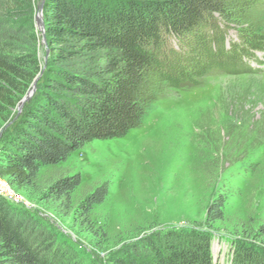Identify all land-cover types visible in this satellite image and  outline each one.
I'll return each mask as SVG.
<instances>
[{
	"label": "rangeland",
	"instance_id": "rangeland-1",
	"mask_svg": "<svg viewBox=\"0 0 264 264\" xmlns=\"http://www.w3.org/2000/svg\"><path fill=\"white\" fill-rule=\"evenodd\" d=\"M44 1L34 0L40 62L48 49L35 16L44 20ZM224 1L226 16L151 47L145 114L126 135L92 140L41 166L36 190L3 178L18 206L79 262L111 264L147 239L184 243L199 232L210 239L215 264H230L240 246L264 256V0ZM255 51L258 59L247 56ZM28 100L6 112L0 136ZM64 175L79 179L70 201L42 199L40 191ZM101 186L103 201L85 203Z\"/></svg>",
	"mask_w": 264,
	"mask_h": 264
},
{
	"label": "trees",
	"instance_id": "trees-1",
	"mask_svg": "<svg viewBox=\"0 0 264 264\" xmlns=\"http://www.w3.org/2000/svg\"><path fill=\"white\" fill-rule=\"evenodd\" d=\"M34 12V0H0V120L39 76L34 94L0 136V176L23 191L38 189L41 166L137 126L150 91L151 47L207 17L226 16L228 7L224 0H45L43 62ZM78 183L77 176H60L40 195L67 204ZM105 194L101 186L85 203H100ZM18 204L0 196V264H83ZM212 213L218 217V207ZM166 240L127 247L111 264H215L205 233L184 243ZM230 264H264V256L240 246Z\"/></svg>",
	"mask_w": 264,
	"mask_h": 264
},
{
	"label": "water",
	"instance_id": "water-1",
	"mask_svg": "<svg viewBox=\"0 0 264 264\" xmlns=\"http://www.w3.org/2000/svg\"><path fill=\"white\" fill-rule=\"evenodd\" d=\"M35 19H36V26H37V29L41 32V35H42V42L47 45V42H46V38H45V35H44V30H45V26H44V20L41 19L40 17V14H36L35 16ZM38 77L39 76H36L34 78V80L32 81L30 87L28 88V90L26 91L25 95L22 97V99L18 102L17 104V109L20 110L21 108V105L23 104V102L25 100H28L30 98V96L33 94L34 90H35V84L38 80Z\"/></svg>",
	"mask_w": 264,
	"mask_h": 264
},
{
	"label": "built area",
	"instance_id": "built-area-1",
	"mask_svg": "<svg viewBox=\"0 0 264 264\" xmlns=\"http://www.w3.org/2000/svg\"><path fill=\"white\" fill-rule=\"evenodd\" d=\"M0 196L5 197L13 203H18L21 201L20 196L14 191H10L4 182L3 178L0 176Z\"/></svg>",
	"mask_w": 264,
	"mask_h": 264
}]
</instances>
